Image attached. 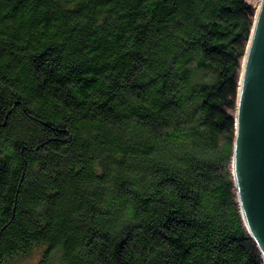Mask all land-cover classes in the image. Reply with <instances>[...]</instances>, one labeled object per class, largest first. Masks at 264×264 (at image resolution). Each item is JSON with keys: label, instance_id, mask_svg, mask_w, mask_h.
Here are the masks:
<instances>
[{"label": "trees", "instance_id": "trees-1", "mask_svg": "<svg viewBox=\"0 0 264 264\" xmlns=\"http://www.w3.org/2000/svg\"><path fill=\"white\" fill-rule=\"evenodd\" d=\"M247 0H0V264H264L231 176Z\"/></svg>", "mask_w": 264, "mask_h": 264}, {"label": "water", "instance_id": "water-1", "mask_svg": "<svg viewBox=\"0 0 264 264\" xmlns=\"http://www.w3.org/2000/svg\"><path fill=\"white\" fill-rule=\"evenodd\" d=\"M257 10L238 82L231 176L243 226L264 261V0Z\"/></svg>", "mask_w": 264, "mask_h": 264}, {"label": "rangeland", "instance_id": "rangeland-1", "mask_svg": "<svg viewBox=\"0 0 264 264\" xmlns=\"http://www.w3.org/2000/svg\"><path fill=\"white\" fill-rule=\"evenodd\" d=\"M253 7H255V12L257 11V9L259 8V4H260V0H247ZM254 12V13H255ZM242 65V63H241ZM240 70H241V67H240ZM241 74V73H240ZM240 77V76H239ZM239 82V81H238ZM236 103H237V100H236ZM235 108H236V105H235ZM236 114V109L234 111V114L233 116H235ZM230 168H231V164H230ZM231 171H232V168H231ZM235 191V190H234ZM235 197H236V191H235ZM237 202V200H236ZM38 262V256L37 255H32L28 258H26L25 261L21 262L20 264H37Z\"/></svg>", "mask_w": 264, "mask_h": 264}, {"label": "bare ground", "instance_id": "bare-ground-1", "mask_svg": "<svg viewBox=\"0 0 264 264\" xmlns=\"http://www.w3.org/2000/svg\"><path fill=\"white\" fill-rule=\"evenodd\" d=\"M258 10L255 12V16H254V19L253 20H255V18L258 16ZM249 46V43L248 44H246V49H247V47ZM242 61V65H243V59L241 60ZM235 151H236V149L234 148V151H233V156H232V160H231V165H232V168H233V170H236V156H235Z\"/></svg>", "mask_w": 264, "mask_h": 264}]
</instances>
